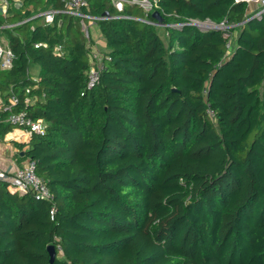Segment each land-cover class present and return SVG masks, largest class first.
Masks as SVG:
<instances>
[{
	"label": "trees",
	"instance_id": "trees-1",
	"mask_svg": "<svg viewBox=\"0 0 264 264\" xmlns=\"http://www.w3.org/2000/svg\"><path fill=\"white\" fill-rule=\"evenodd\" d=\"M87 1L85 13L105 17L104 67L91 88L90 19L61 12L35 24L62 0H23L0 15L15 55L0 67V92L48 125L11 142L53 195L0 182V264H264L262 8L157 0L162 24H184L163 26L167 44L138 5L118 12L111 0ZM191 20H227L238 33L232 41ZM9 113L0 109V140L15 128Z\"/></svg>",
	"mask_w": 264,
	"mask_h": 264
},
{
	"label": "built area",
	"instance_id": "built-area-1",
	"mask_svg": "<svg viewBox=\"0 0 264 264\" xmlns=\"http://www.w3.org/2000/svg\"><path fill=\"white\" fill-rule=\"evenodd\" d=\"M7 4V0H4ZM65 3V8L62 10H58L53 7H49L45 11L41 12L39 15L45 23L51 24L54 23L56 17L61 12H65L74 16H78L84 20L85 18L90 19L92 22H97V20L105 18L103 17H97V16H91L87 13H85V10L88 8V1L87 0H62ZM126 1L131 2L135 5H138L140 8H142L145 12L144 18H139L141 21L148 23V24H156L159 23L150 20L149 15L153 14L154 11H158L159 5L157 0H111L112 4L114 5L115 9L118 12H122L124 10V6ZM236 2H247V3H259L261 4V11L259 13H256L255 15L258 16L260 13L264 12V0H235ZM113 18H132L129 15L125 14H117L115 16H112ZM207 21V20H206ZM205 21L201 20H191L189 24H193L198 26L201 29H218L223 32V34L227 37L230 36V29L232 28V25L227 22V20H223L220 23H214L210 26H204ZM165 26H175V27H181L182 23H174V24H164ZM84 31L85 36L88 40H90V33L87 25H84ZM35 47H39L41 45L47 46L46 43H35ZM227 47L231 49V42L227 43ZM56 52H60L61 48L60 46H57L55 48ZM14 53L12 49L8 46L3 45L0 42V67L2 69H9L13 65L14 61ZM91 67L88 72V88L93 87L96 83L99 81V72L104 67L103 65V57L102 54L99 52H95L94 54L91 53ZM207 89L205 88L204 92L206 93ZM27 103L31 101V98H26L25 100ZM19 102L18 97L15 95L11 96V100L8 106L5 107L4 110H8L10 113L6 119V121L14 126L15 128H21L24 129L30 136L33 133H44L47 129V122L43 119L35 120L33 119L27 111L20 110V111H14L13 107ZM208 115L210 118L215 119L216 113L215 111L209 107ZM6 181L8 182V188L12 192H28L32 191L36 198L38 199H46V200H52L53 195L50 192L49 188L45 184V182L37 175L36 173V162L32 159H27L24 164L21 166H17L15 169V172L13 176L9 179L7 178V175L3 173L2 170H0V182ZM54 214V209L51 210V215Z\"/></svg>",
	"mask_w": 264,
	"mask_h": 264
},
{
	"label": "crops",
	"instance_id": "crops-1",
	"mask_svg": "<svg viewBox=\"0 0 264 264\" xmlns=\"http://www.w3.org/2000/svg\"><path fill=\"white\" fill-rule=\"evenodd\" d=\"M23 5V0H7V4L4 0H0V15L5 16V14L7 13L9 8L12 9H19L21 8ZM49 6L46 8L48 9ZM45 9V10H46ZM44 10V11H45ZM43 12V11H41ZM40 12V13H41ZM40 13L36 14L35 16L39 15ZM33 16V17H35ZM26 21V20H25ZM37 21H42V23L44 22V20L42 18H40L39 20L35 21V24L37 23ZM93 24H97V30L95 31L94 36L90 33V40H89V44H91V53H95V52H100V50L95 49V47H99V45L103 46V49L106 46V42L104 40V37L102 35L101 29L99 27V24L97 22H92ZM89 29V26H88ZM0 42L5 45L8 46L7 41H1ZM9 47V46H8ZM91 56V54H90ZM40 67L38 65H32L31 69H30V74L32 75L33 79L35 81L38 80V76L40 74ZM0 92V109L4 110L6 106L9 105L11 97H9V99L6 101L3 98V95ZM24 131V132H23ZM24 129L21 128H14L11 132L7 133L4 137L3 140H0V170L3 171L4 174L7 175V178H11L15 172V169L17 166H21L22 164H24L26 162V160H22L19 161V155L22 156L20 153V149L18 147H16L14 145L13 142H11L12 140H16V141H21V142H28L30 140V135L26 132Z\"/></svg>",
	"mask_w": 264,
	"mask_h": 264
},
{
	"label": "rangeland",
	"instance_id": "rangeland-1",
	"mask_svg": "<svg viewBox=\"0 0 264 264\" xmlns=\"http://www.w3.org/2000/svg\"><path fill=\"white\" fill-rule=\"evenodd\" d=\"M249 8H250L251 11H254V10L258 9V8L261 9L262 7H261V4L256 3V2H253V3H250L249 4ZM37 23H42V21H37ZM86 23H87V26H89L90 33L94 36L95 31L98 28L97 27V24H93L91 20H87ZM214 23L215 22H213V21L207 20V21L204 22V26H210V25H213ZM158 26H159L158 27L159 28L158 30H159L161 36L164 38L165 42L168 44L169 43V34H168L167 30L165 29V27H163L165 25L162 24V22H161V24L159 23ZM237 33H238V30L237 29L231 30L230 36L232 37L231 38L232 41H234ZM5 40H6V38L4 36L1 37V41H5ZM95 49L101 50V49H103V46L102 45L101 46L99 45V47H95Z\"/></svg>",
	"mask_w": 264,
	"mask_h": 264
},
{
	"label": "water",
	"instance_id": "water-1",
	"mask_svg": "<svg viewBox=\"0 0 264 264\" xmlns=\"http://www.w3.org/2000/svg\"><path fill=\"white\" fill-rule=\"evenodd\" d=\"M104 15H109L108 12H105ZM153 17H155L159 22L163 21V17L161 15V13L159 11H155L152 14ZM21 155H24V152H21ZM48 250L51 254V261L54 260L55 256H56V251H55V246L54 245H49L48 246Z\"/></svg>",
	"mask_w": 264,
	"mask_h": 264
},
{
	"label": "bare ground",
	"instance_id": "bare-ground-1",
	"mask_svg": "<svg viewBox=\"0 0 264 264\" xmlns=\"http://www.w3.org/2000/svg\"><path fill=\"white\" fill-rule=\"evenodd\" d=\"M24 132V131H23ZM26 133V132H25Z\"/></svg>",
	"mask_w": 264,
	"mask_h": 264
}]
</instances>
